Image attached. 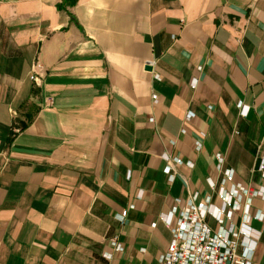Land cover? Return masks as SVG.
Here are the masks:
<instances>
[{"label": "crops", "instance_id": "obj_1", "mask_svg": "<svg viewBox=\"0 0 264 264\" xmlns=\"http://www.w3.org/2000/svg\"><path fill=\"white\" fill-rule=\"evenodd\" d=\"M263 149L264 0H0V264H158L174 199L220 204L218 154L264 188Z\"/></svg>", "mask_w": 264, "mask_h": 264}, {"label": "built area", "instance_id": "obj_2", "mask_svg": "<svg viewBox=\"0 0 264 264\" xmlns=\"http://www.w3.org/2000/svg\"><path fill=\"white\" fill-rule=\"evenodd\" d=\"M42 65L39 61H34L31 65L30 79L39 83ZM192 82V86H195ZM51 99H46V104H51ZM240 114H247L248 106L241 101L237 103ZM12 116L16 112L10 109ZM193 113H187V118H191ZM22 127L18 122H12L10 136L15 137ZM184 132V129L181 130ZM196 148H200V143L196 142ZM217 168L222 172L221 183L217 188V196L220 200L219 205L211 201V196L206 195L201 201H197L196 192L189 194L183 201L177 197L174 199V205L171 209L163 214L160 218L169 227L171 239L166 250L160 255L158 264H252L254 245H243L244 240L250 237L252 219L262 220L264 211L258 210L251 215L243 213L239 224L233 222L234 213L237 210L251 204L253 197L264 199V188H250L240 183H234L233 169H222V157L217 156ZM258 170L264 176V149L260 153ZM166 165L164 172L173 177L172 165L181 164L179 158L164 156ZM129 176V173H128ZM210 188L215 189L216 183L210 178L207 179ZM128 209H123L117 219L122 222L126 217ZM211 217L216 226L212 227L207 218ZM254 243L256 240L252 239ZM115 250H123V245L110 239ZM111 255L106 254V259Z\"/></svg>", "mask_w": 264, "mask_h": 264}, {"label": "trees", "instance_id": "obj_3", "mask_svg": "<svg viewBox=\"0 0 264 264\" xmlns=\"http://www.w3.org/2000/svg\"><path fill=\"white\" fill-rule=\"evenodd\" d=\"M77 2V0H64V3L67 5H74Z\"/></svg>", "mask_w": 264, "mask_h": 264}, {"label": "water", "instance_id": "obj_4", "mask_svg": "<svg viewBox=\"0 0 264 264\" xmlns=\"http://www.w3.org/2000/svg\"><path fill=\"white\" fill-rule=\"evenodd\" d=\"M146 69H150V66H149V65H147V66H146Z\"/></svg>", "mask_w": 264, "mask_h": 264}]
</instances>
